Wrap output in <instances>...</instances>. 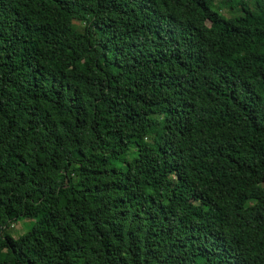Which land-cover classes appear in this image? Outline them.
Returning a JSON list of instances; mask_svg holds the SVG:
<instances>
[{"label": "trees", "instance_id": "1", "mask_svg": "<svg viewBox=\"0 0 264 264\" xmlns=\"http://www.w3.org/2000/svg\"><path fill=\"white\" fill-rule=\"evenodd\" d=\"M218 1L0 0V264H264V0Z\"/></svg>", "mask_w": 264, "mask_h": 264}, {"label": "rangeland", "instance_id": "2", "mask_svg": "<svg viewBox=\"0 0 264 264\" xmlns=\"http://www.w3.org/2000/svg\"><path fill=\"white\" fill-rule=\"evenodd\" d=\"M216 8L221 11L225 16H229L230 12L226 5H222L218 0L215 2ZM33 224V220H20L11 225V234L13 238H18L23 235L27 229H29Z\"/></svg>", "mask_w": 264, "mask_h": 264}]
</instances>
